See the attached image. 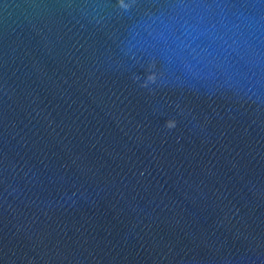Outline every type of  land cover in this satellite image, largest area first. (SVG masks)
<instances>
[{"label": "clouds", "instance_id": "obj_1", "mask_svg": "<svg viewBox=\"0 0 264 264\" xmlns=\"http://www.w3.org/2000/svg\"><path fill=\"white\" fill-rule=\"evenodd\" d=\"M154 79H155V75L154 74L148 76V80L152 81ZM166 126L171 129V128L175 127V122L172 121V120H169V121H167Z\"/></svg>", "mask_w": 264, "mask_h": 264}]
</instances>
